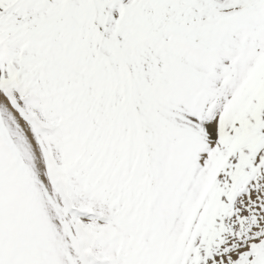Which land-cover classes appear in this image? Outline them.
<instances>
[{
  "label": "snow or ice",
  "instance_id": "obj_1",
  "mask_svg": "<svg viewBox=\"0 0 264 264\" xmlns=\"http://www.w3.org/2000/svg\"><path fill=\"white\" fill-rule=\"evenodd\" d=\"M0 264H264V0H0Z\"/></svg>",
  "mask_w": 264,
  "mask_h": 264
}]
</instances>
